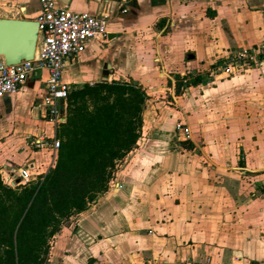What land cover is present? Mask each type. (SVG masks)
<instances>
[{"label": "crops", "instance_id": "crops-1", "mask_svg": "<svg viewBox=\"0 0 264 264\" xmlns=\"http://www.w3.org/2000/svg\"><path fill=\"white\" fill-rule=\"evenodd\" d=\"M56 3L108 21V41L89 43L66 65L71 89L133 81L146 100L136 147L116 164L107 190L50 239L47 264H264V67L210 73L226 52L264 44V0ZM40 9V0H0V18L35 20ZM118 41L122 48L110 52ZM89 52L113 57L87 73ZM197 70L204 72L192 77ZM44 76L29 78L7 96L11 108L0 111V139L10 123L22 121L16 132L27 140L19 150L29 156L20 165L0 164L6 186L5 177L17 179L21 168L37 181L54 165V152L30 143L39 134L57 136L38 106ZM25 95L26 118L19 120L16 104ZM178 123L190 128L189 139Z\"/></svg>", "mask_w": 264, "mask_h": 264}, {"label": "trees", "instance_id": "trees-1", "mask_svg": "<svg viewBox=\"0 0 264 264\" xmlns=\"http://www.w3.org/2000/svg\"><path fill=\"white\" fill-rule=\"evenodd\" d=\"M145 100L133 81L71 90L53 167L15 188L4 185L0 174V264L49 262L50 239L107 190L116 164L136 147Z\"/></svg>", "mask_w": 264, "mask_h": 264}, {"label": "built area", "instance_id": "built-area-1", "mask_svg": "<svg viewBox=\"0 0 264 264\" xmlns=\"http://www.w3.org/2000/svg\"><path fill=\"white\" fill-rule=\"evenodd\" d=\"M40 13L35 19L39 25V35L35 56L32 60L17 64H7L0 58V97L18 94L26 82L38 72H45L43 80L44 95L38 106L44 110V117L56 129L65 122L61 107L67 100L71 87L64 81V69L69 62L78 61L89 43H105L109 38L108 21L104 16L77 13L71 9L60 8L56 0H40ZM264 67V44L244 45L226 52L211 68L214 76H234L255 68ZM176 130L186 139L191 130L182 123ZM35 151L51 150L56 154L60 140L56 136L43 134L30 139ZM29 167L21 168L17 179L5 177V183L15 188L18 184L29 185L34 181ZM36 181V180H35ZM178 264H215L206 259L201 262L186 261ZM239 264V263H235Z\"/></svg>", "mask_w": 264, "mask_h": 264}, {"label": "water", "instance_id": "water-1", "mask_svg": "<svg viewBox=\"0 0 264 264\" xmlns=\"http://www.w3.org/2000/svg\"><path fill=\"white\" fill-rule=\"evenodd\" d=\"M39 35L36 20L0 18V58L13 65L35 56ZM112 37V36H111ZM193 56L190 57L192 59ZM65 120V109L61 107Z\"/></svg>", "mask_w": 264, "mask_h": 264}, {"label": "rangeland", "instance_id": "rangeland-1", "mask_svg": "<svg viewBox=\"0 0 264 264\" xmlns=\"http://www.w3.org/2000/svg\"><path fill=\"white\" fill-rule=\"evenodd\" d=\"M95 47L97 48V45H95ZM121 48H122V43L120 41H118L117 43L113 44L112 46H109V51L114 52L115 49H121ZM103 50L105 51V47L103 48ZM105 52H103V54L101 56L98 55L97 52H89L87 54V59L85 60V62L83 64V66L86 69L85 71L87 73H92V71H93L92 69L95 70L97 68L98 62L101 61V59L108 58L109 60H111V58L113 56L111 54L107 56ZM203 72L204 71L197 70L191 76L196 78V76H198V74H201ZM223 77H226V76H223ZM126 80L128 81V78H126ZM29 99H30L29 95H25L22 98L18 99L20 101H19V104H16V107H20V111L17 112L16 114H17V117L19 120H23L24 118H26L25 117V112L27 110L26 102ZM11 104H12L11 98H9L7 96L1 97L0 98V111L5 110L7 106L10 109ZM65 118H66V115H65ZM10 124L11 125L9 126L10 129H8V132L5 131V133H3V135H2L3 137L0 139V164L4 163V162H11V163H15L17 165H20V164H22L23 161H25L26 159L27 160L29 159L28 155H21L20 150H19V145H21L22 143H24V141L27 140V138H26L27 135H20L19 136L18 133L16 132V129L18 127L21 129L24 126V123L22 121H20V122L17 121V124L16 123H10ZM24 137L26 139H23ZM7 144L10 146L11 145H13V146L10 147L9 150H7L6 149ZM54 158L56 159V154H55Z\"/></svg>", "mask_w": 264, "mask_h": 264}]
</instances>
